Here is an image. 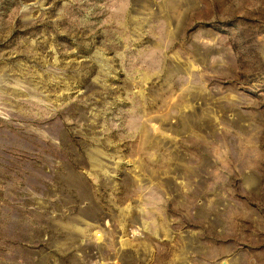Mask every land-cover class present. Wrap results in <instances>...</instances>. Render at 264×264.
Here are the masks:
<instances>
[{
  "label": "rangeland",
  "instance_id": "374dc122",
  "mask_svg": "<svg viewBox=\"0 0 264 264\" xmlns=\"http://www.w3.org/2000/svg\"><path fill=\"white\" fill-rule=\"evenodd\" d=\"M0 264H264V0H0Z\"/></svg>",
  "mask_w": 264,
  "mask_h": 264
}]
</instances>
